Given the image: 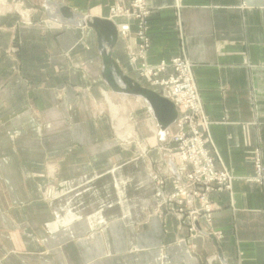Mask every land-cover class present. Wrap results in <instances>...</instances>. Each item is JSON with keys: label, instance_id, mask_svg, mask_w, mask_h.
I'll return each instance as SVG.
<instances>
[{"label": "crops", "instance_id": "crops-1", "mask_svg": "<svg viewBox=\"0 0 264 264\" xmlns=\"http://www.w3.org/2000/svg\"><path fill=\"white\" fill-rule=\"evenodd\" d=\"M46 1L26 0L36 7L37 16L43 14L58 26L44 31L23 27L20 38L26 64L37 82L48 81L51 89L39 91L38 103L43 106L37 116L38 125H48L52 138L36 137L37 158L26 160L15 174H5L10 191H1L0 264H209L215 254L212 264H264V184L249 180L255 147L260 146L264 156V0L149 1L151 47L145 62L155 66L182 52L193 62L210 121L209 147L217 167L226 166L235 177L232 196L213 195L218 206L213 219L194 220L216 234L224 260L213 239L190 232V220L178 219L173 211L164 217L154 213L159 203L152 172L161 163L178 177L179 159L154 149L147 158L133 161L118 148L108 119L93 116L92 105L107 88L97 35L89 26L70 27L52 20ZM56 1L85 19L109 18L113 3ZM4 36L6 40L13 35ZM83 38H89V50ZM139 42L135 34L120 35L113 50L121 67L133 76L140 73L129 50ZM81 50L96 60L91 66L84 64L88 74L67 68L69 58ZM87 60L85 56L82 62ZM61 66L64 71L59 73ZM65 82L63 92H56L55 87ZM44 94L51 95V102ZM139 124L138 135L151 147L166 142L174 126L163 138L152 115ZM45 141L52 143L51 152L41 150ZM49 183L54 192L44 198L42 191ZM172 191L173 181H168L166 194ZM174 203L178 207L172 202L173 209Z\"/></svg>", "mask_w": 264, "mask_h": 264}, {"label": "rangeland", "instance_id": "rangeland-1", "mask_svg": "<svg viewBox=\"0 0 264 264\" xmlns=\"http://www.w3.org/2000/svg\"><path fill=\"white\" fill-rule=\"evenodd\" d=\"M35 8L36 7L26 2V0H0V35H2L0 36V169L3 170V174L0 176V201H2L1 191H4L5 194L10 191L9 185L6 183L8 180L5 178V174L8 173L9 175H13L16 173L15 171H19L25 166L26 160L37 158L36 155H38V153L40 154V152L38 151L37 145L35 143L36 137H41L43 135L48 139L52 138V131L47 127L48 125H38L40 117L37 116V109L43 106L41 103H38L37 96L39 91H41L43 87H45V90L51 89L48 87V81H43L41 79L39 82H37L35 73H32V67L26 64L24 59L25 55L22 50L23 43L20 38V31L23 27L28 29L40 27V30H38L44 31V29L48 26L57 27L58 25L56 23H52L51 21H47L45 15L43 14L42 16H37ZM118 20L119 19L116 21L120 23ZM5 33H8L9 36L10 33H12L13 36L11 39L6 38L5 40ZM44 35L42 36V39ZM82 40V43H84L89 50V38H83ZM129 51L131 52V49ZM76 52H78L80 55L72 56V59L69 58L70 64L67 68H75L87 72L86 66L84 64L88 63L89 66L93 65V63L96 62V60L94 61V56L91 54L87 56V51L84 50ZM85 56L88 60L82 62ZM28 58H30V56H28ZM133 66L137 68L140 75L133 76L132 74L130 75L129 72L126 73L136 78L144 86L150 88L157 87L155 90L170 98L167 91H163V88L160 85L155 84L156 80L153 78V75H142L141 71L139 70L142 66L139 63L133 64ZM59 68V73L64 71L63 66ZM47 69V67L44 68V71H46V75H49V71ZM123 69L126 70L125 68ZM95 85H97L99 89H102V84L96 83ZM67 86V82H65V85H60V87L57 85L55 87L56 92H63ZM106 89H109L108 92L112 96L113 102L118 106L123 105L125 108L118 114L114 113L106 99V95L104 94ZM115 94L117 93L113 92L109 87L102 89L101 95H99L92 105V110L95 120H99L104 117L108 119L111 126L112 140L115 141L118 148L122 152L128 153L133 161L147 158L151 150L154 149L162 153H170L169 150L171 146V139L179 132L181 128L180 119L183 116L181 115L179 106L177 105L179 109L178 120L174 126L168 130L170 134L167 136V141L161 143L158 142L157 145L151 147L140 137V135H138L137 129V124L140 125L139 123L141 120L151 117L150 108H148L147 105H145L142 101L139 102L135 96L123 97ZM44 95L47 101L52 100L50 97L51 95ZM45 110L47 111L48 109L45 108ZM120 123H122V125H118ZM142 124H144V121H142ZM123 127L124 129L122 130ZM118 132L123 133L124 136L121 135L123 138L128 137L127 140L129 141L123 142L121 140L123 138L118 136ZM41 146V150H48V152H51L52 150L51 142H42ZM47 164L48 163L45 164V169L49 171L50 169ZM152 174L157 183L156 189L159 203L158 207L154 210V213L156 212L161 217H164L166 213L173 211L177 215L178 219L186 218L191 221V225H187V228L190 230V232L201 234L202 232L199 230L194 220L196 218H204L206 220L205 217L207 216L204 213L200 214L201 217L196 215L193 216L190 213L191 209L182 211L180 205L178 204L177 207L175 203V209H173L172 202H168L170 197V193L166 194V185L168 181H173L172 195H174L175 188H177L175 179H179V177L182 179L183 174L181 173L179 177L175 176L174 179L169 174L168 170L162 167L161 163L156 170H153ZM162 181L165 183H161ZM51 186V183L45 184V188L42 191V196L44 198H48V191L54 192ZM9 200L12 201L11 194H9ZM217 207L218 206L215 205L214 210H216ZM213 213L209 219L210 221L213 219Z\"/></svg>", "mask_w": 264, "mask_h": 264}, {"label": "built area", "instance_id": "built-area-1", "mask_svg": "<svg viewBox=\"0 0 264 264\" xmlns=\"http://www.w3.org/2000/svg\"><path fill=\"white\" fill-rule=\"evenodd\" d=\"M150 0H113L110 6V19L125 21L118 23L120 35L130 37L135 34L140 40L136 49H131L130 60L139 63L141 74L153 75L155 84L173 99L181 110L180 130L171 139L170 153L176 156L181 164L183 178L175 179L177 185L174 195L168 202L180 205L182 211L191 209V215L201 217L204 213L210 221L217 205L213 195L220 192L233 193L234 175L226 166L217 167L216 158L209 144L210 121L204 112L202 98L194 74L193 62L182 52L169 61L150 66L145 61L151 47L148 28L152 9ZM132 25L136 29H132ZM124 127L122 128V130ZM128 138V137H127ZM121 139L123 142L129 141ZM172 176V175H171ZM173 177V176H172ZM249 180L264 184V156L260 146L254 149V173ZM161 183H165L162 181ZM182 216V215H181ZM217 255H212L208 262L212 264Z\"/></svg>", "mask_w": 264, "mask_h": 264}, {"label": "water", "instance_id": "water-1", "mask_svg": "<svg viewBox=\"0 0 264 264\" xmlns=\"http://www.w3.org/2000/svg\"><path fill=\"white\" fill-rule=\"evenodd\" d=\"M47 3H54L57 15L50 13ZM45 10L52 20L54 19L55 21L70 26H89L95 31L98 51L103 60L102 77L104 81L115 93L143 98L152 108L154 119L159 126L161 136L164 138L166 131L178 120V106L173 100L157 90L144 86L136 78L126 73L121 67L113 55V50L118 44L120 36L116 23L110 18L99 16L85 19L81 13L73 11L71 7L62 1L47 0L45 2ZM196 223L199 230L205 235H208L218 245L220 259L224 260L217 236L205 231L198 220Z\"/></svg>", "mask_w": 264, "mask_h": 264}, {"label": "bare ground", "instance_id": "bare-ground-1", "mask_svg": "<svg viewBox=\"0 0 264 264\" xmlns=\"http://www.w3.org/2000/svg\"><path fill=\"white\" fill-rule=\"evenodd\" d=\"M48 4V8H49V11H50V13L52 14V15H57V10H56V8H55V5H54V3H47ZM115 22V21H114ZM116 23V22H115ZM116 25H117V23H116ZM118 26V25H117ZM71 27V26H70ZM92 30V29H91ZM103 78V77H102ZM104 80V79H103ZM105 82V81H104ZM105 84H106V82H105ZM107 85V84H106ZM107 87H109L108 85H107ZM110 88V87H109ZM107 90V91H106ZM104 92V94L106 95V99H107V101L109 102V105H110V107H111V109L114 111V113H116V114H118L120 111H122V110H124L125 108L123 107V105H121V106H118L117 104H115L114 102H113V99H112V96L110 95V93L108 92V90L109 89H106ZM118 94V96L120 95V96H123V97H127V96H131V95H127V94H119V93H117ZM117 94H115V95H117ZM134 97V96H133ZM135 98L137 99V100H139V102H144L145 103V100L143 99V98H141V97H138V96H135ZM126 100V99H125ZM126 106H127V104H126ZM148 108H150V110H152V108L150 107V105H148ZM152 113V112H151ZM152 116H153V114H151ZM149 119V118H148ZM147 124L148 123H152V120H147V122H146ZM118 125H122V123H120V124H118ZM144 125V124H143ZM154 130V129H153ZM157 132V131H156ZM166 133H167V131H166ZM165 133V134H166ZM130 134H131V132H130ZM121 135H123V133H119L118 132V136L119 137H121V138H123ZM124 136V135H123ZM165 136V135H164ZM123 139H125V138H123ZM169 168V167H168ZM181 172V171H180ZM179 172V174H181Z\"/></svg>", "mask_w": 264, "mask_h": 264}]
</instances>
